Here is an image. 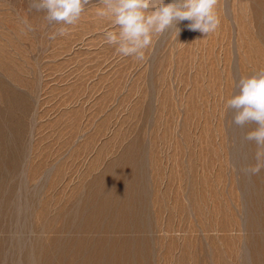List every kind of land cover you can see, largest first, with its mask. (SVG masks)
<instances>
[{"label":"rangeland","instance_id":"374dc122","mask_svg":"<svg viewBox=\"0 0 264 264\" xmlns=\"http://www.w3.org/2000/svg\"><path fill=\"white\" fill-rule=\"evenodd\" d=\"M102 7L63 25L0 0V264H264L257 125L226 107L264 69V0H217L215 32L181 21L143 61Z\"/></svg>","mask_w":264,"mask_h":264},{"label":"clouds","instance_id":"9594fccd","mask_svg":"<svg viewBox=\"0 0 264 264\" xmlns=\"http://www.w3.org/2000/svg\"><path fill=\"white\" fill-rule=\"evenodd\" d=\"M90 0H28L29 10L43 12L44 19L57 24L75 25L81 18ZM103 5L97 11L100 17H110L118 31L105 33L106 42L116 45V51L124 57L137 61L145 58V49L152 43L153 33L160 34L184 20L191 31L209 35L215 32L220 20L215 11L217 0H101ZM22 32H32L34 27L27 19H21ZM178 29V34L180 29ZM67 28L60 27L55 35H66ZM239 92L226 102L228 109H235L233 123L244 126L249 122L257 125L248 132L245 139L257 146L255 165L242 171L256 175L264 168V69L242 76L238 82Z\"/></svg>","mask_w":264,"mask_h":264},{"label":"bare ground","instance_id":"6f19581e","mask_svg":"<svg viewBox=\"0 0 264 264\" xmlns=\"http://www.w3.org/2000/svg\"><path fill=\"white\" fill-rule=\"evenodd\" d=\"M43 164H44V163H43ZM43 166H44V165H43ZM55 172H56V171H55ZM121 185H122V184H121ZM134 186H135V185H134ZM119 187H120V186H119ZM113 190H114V189H113ZM135 194H136V193H135ZM47 197H48V196H47ZM135 197H136V196H135ZM125 198H126V197H125ZM125 198H124V199H125ZM138 198H139V197H138ZM104 199H105V198H104ZM48 200H49V199H48ZM108 200H109V199H108ZM50 201H51V200H50ZM105 201H106V200H105ZM135 201H136V200H135ZM198 203H199V202H198ZM103 204H104V203H103ZM141 204H142V203H141ZM93 205H95V204H93ZM101 205H102V204H101ZM104 205H105V204H104ZM104 205H103V206H104ZM112 205H113V204H112ZM131 205H132V204H131ZM192 205H193V204H192ZM53 206H54V205H53ZM65 206H66V205H65ZM107 206H108V205H107ZM107 206H105V208H106ZM109 206H111V205H109ZM109 206H108V207H109ZM138 206H139V205H138ZM101 207H102V206H101ZM96 208H98V207H96ZM111 208H112V207H111ZM133 208H134V207H133ZM135 208H136V207H135ZM93 209H94V208H93ZM93 209H92V210H93ZM108 209H110V208H108ZM95 210H96V209H94V211H95ZM113 210H116V209H115V206H114V209H113ZM113 210H112V211H113ZM101 211H102V210H101ZM119 211H120V210H119ZM124 211H125V209H124ZM124 211H123V212H124ZM110 212H111V211H110ZM120 212H121V211H120ZM127 212H128V211H127ZM36 213H37V212H36ZM93 213H94V212H93ZM96 213H97V212H96ZM105 213H106V212H105ZM113 213H114V212H113ZM100 214H101V213H99V215H100ZM103 214H104V213H103ZM111 214H112V213H111ZM96 215H97V214H96ZM105 215H106V214H105ZM107 215H108V214H107ZM107 215H106V216H107ZM112 215H113V214H112ZM114 215H115V214H114ZM126 215H128V214H126ZM109 216H110V215H109ZM94 217L96 218V216H94ZM112 217H113V216H112ZM128 217H129V215H128ZM102 218H103V217H102ZM125 218H126V217H124L123 219L125 220ZM130 218H131V217H130ZM53 219H54V217H53ZM95 220H96V219H95ZM98 220H99V219H98ZM108 221H109V220H108ZM114 221H115V220H114ZM118 221H119V220H118ZM121 221H122V220H121ZM129 221H130V220H129ZM135 221H136V220H135ZM135 221H134V222H135ZM122 222H123V221H122ZM122 222H121V223H122ZM126 222H127V221H126ZM131 222H132V221H131ZM134 222H133V223H134ZM92 223H93V222H92ZM103 223H104V221H103ZM119 223H120V222H119ZM109 224H110V223H109ZM123 224H124V223H123ZM123 224H122V226H123ZM112 225H113V224H112ZM77 241H78V240H77ZM102 241H103V240H102ZM108 241H109V240H108ZM110 241H111V240H110ZM106 242H107V240H106ZM112 242H113V241H112ZM72 243L74 244V242H72ZM72 243H70V244H72ZM81 243H82V242H81ZM78 244H80V241H78ZM82 244L85 245L84 243H82ZM102 244H103V243H102ZM106 244H107V243H106ZM109 244L111 245V244H113V243H110V242H109ZM115 244H116V243H115ZM118 244H119V243H118ZM128 244H129V243H128ZM130 244H131V243H130ZM104 245H105V243H104ZM113 245H114V244H113ZM135 245H136V244H135ZM74 246H75V245H74ZM102 246H103V245H102ZM116 246H117V245H116ZM126 246H127V245H126ZM76 247H77V249H79V247H78L77 245H76ZM76 247H74V248H76ZM109 247H110V246H109ZM109 247L107 246L106 248H109ZM111 247H112V246H111ZM261 247H262V245H261ZM101 248H102V247H101ZM101 248H99V249H101ZM114 248H115V247H114ZM125 248L128 249V247H125ZM130 248H131V247H130ZM130 248H129V249H130ZM84 249H85V248H84ZM88 249H89V248L87 247V252H88ZM103 249H104V248H103ZM111 249H112V248H111ZM111 249H110V250H111ZM117 249H118V247L116 248V250H117ZM135 249H136V248H135ZM82 250H83V249H82ZM119 250H120V249H119ZM119 250H117V251H119ZM136 250H137V249H136ZM139 250H140V248H139ZM257 250H258V249H257ZM85 251H86V250H85ZM95 251H96V249H94V253H95ZM105 251H106V249H105ZM120 251H121V250H120ZM123 251H124V250H123ZM123 251H122V252H123ZM127 251H128V250H127ZM260 251H261V249L259 250V252H260ZM81 252H82V251H81ZM89 252H90V251H89ZM109 252H110V251H109ZM134 252H135V251H134ZM74 253H75V252H74ZM77 253H78V252H77ZM96 253H98V252H96ZM101 253H102V252H101ZM104 253H105V252H104ZM107 253H108V252H107ZM110 253H111V252H110ZM123 253H125V252H123ZM262 253H263V252H262ZM79 254H80V253H79ZM81 254H82V253H81ZM81 254H80V255H81ZM116 254H117V253H116ZM118 254L120 255L119 252H118ZM125 254H126V253H125ZM141 254H142V253H141ZM75 255H77V254H75ZM98 255H100V252H99ZM106 255H107V254H106ZM114 255H115V253H114ZM90 256H91V255H90ZM96 256H97V254H96ZM120 256H123V255H120ZM86 257H87V256H86ZM92 257H93V256H92ZM99 257H100V256H99ZM110 257H111V256H110ZM84 258H85V257H84ZM103 258H104V257H103ZM123 258H124V257H123ZM125 258H126V257H125ZM116 259H119V256H117ZM129 259H130V257H129ZM83 260H84V259H83ZM96 260H99V259H96ZM106 260H107V258H106ZM114 260H115V258H114ZM120 260H121V259H120ZM65 261H66V260H65ZM75 261H76V260H75ZM86 261H87V260H86ZM86 261L84 260V262H86ZM91 261H92V260H91ZM125 261H126V260H125ZM127 261H129V260H127ZM88 262H89V260H88ZM94 262H95V259H94ZM112 262H113V261H112ZM119 262H120V261H119ZM122 262H124V261H122ZM48 263H49V262H48ZM80 263H81V262H80ZM91 263H92V262H91ZM97 263H98V262H97ZM97 263H96V264H97ZM99 263H100V261H99ZM115 263H116V262H115ZM129 263H130V261H129ZM69 264H70V263H69ZM73 264H74V263H73ZM75 264H77V263H75ZM78 264H79V263H78ZM118 264H119V263H118ZM120 264H121V263H120ZM124 264H127V263H124ZM133 264H134V263H133ZM259 264H260V263H259Z\"/></svg>","mask_w":264,"mask_h":264}]
</instances>
